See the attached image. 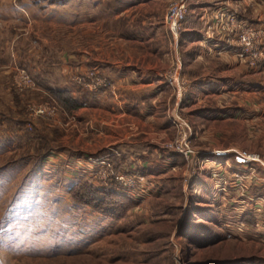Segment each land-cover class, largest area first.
<instances>
[{
    "label": "rangeland",
    "instance_id": "rangeland-1",
    "mask_svg": "<svg viewBox=\"0 0 264 264\" xmlns=\"http://www.w3.org/2000/svg\"><path fill=\"white\" fill-rule=\"evenodd\" d=\"M175 1L0 0V264H264V214L260 225L255 214L237 212L241 197L229 188L218 192L212 170L202 164L209 157L202 153L214 149L264 155V62L254 67L240 62L244 73L232 74L220 71L221 62L215 61L213 92L207 98L198 95L201 84L186 76L199 73L188 69V44L196 38L180 36L176 43L161 24ZM207 1L188 0L182 30L201 29L200 3ZM238 4V16L264 23V0ZM149 25L156 28L154 38L143 44L127 40ZM177 59L182 63L177 75L181 99L178 88L165 79L139 88L143 85L127 81L117 86L107 76L106 69L130 65L156 69L165 77L176 69ZM20 71L33 83L22 81ZM86 73L114 84L100 93L113 97L123 111L125 101L147 95L157 99L156 112L140 104L143 113H151L148 120L115 117V135L107 137L103 129L110 125L101 121L108 117L92 112L91 120H81L77 112L82 107L68 110L54 92L67 91L71 83L89 97L99 94L77 84L76 78ZM160 87L165 92L154 96ZM86 102L89 108L98 106L94 96L83 100V107ZM176 113L191 134H181L171 121ZM183 135L198 152L189 163L175 150ZM107 146L115 151L100 160L110 161L111 172L124 173L132 184L143 178L152 188L140 198L107 187L136 202L119 221L73 200L74 186H96L93 174L70 179L66 165L50 161L53 154H61L63 161L81 152H106ZM137 158L150 170L134 165ZM196 161L202 166L198 174ZM229 199L235 202L230 205ZM243 215H252L255 225L242 223Z\"/></svg>",
    "mask_w": 264,
    "mask_h": 264
},
{
    "label": "crops",
    "instance_id": "crops-1",
    "mask_svg": "<svg viewBox=\"0 0 264 264\" xmlns=\"http://www.w3.org/2000/svg\"><path fill=\"white\" fill-rule=\"evenodd\" d=\"M203 1V0H201ZM205 1V0H204ZM241 2V0H208L207 3H200L202 6L201 7V13L200 15V24L202 25L201 29L196 30V29H184L183 30V36L187 35L192 38L189 44H188V49L190 50L189 54V64L190 66L188 67L189 70H199V73H191L189 72L187 78L191 80H195L197 83H200L201 86L199 88L200 92L198 95H206V98L208 97V94H212L213 92V87H214V77L212 73H214L215 70V65L214 62H221L218 66L220 71H232V74H235V72L239 73H244L245 71V66L243 64H240L241 59L237 56V48L236 46V39L233 35H228L225 31L222 30V28L218 27V24L221 22H218L215 17L217 14H220L219 20L222 19L223 15L222 14H229L232 12H235L236 9H241L238 5V3ZM238 4V5H237ZM241 4V3H240ZM199 5L197 7H200ZM200 9V8H199ZM225 12V13H224ZM237 12V11H236ZM195 15L196 13H191ZM239 18L249 24H253L259 27L264 28V23L259 19L258 23L254 22L253 20L250 21L245 19L244 17H241L239 15ZM164 25V28L167 32V27L165 26L164 19L162 23ZM78 27V26H74ZM154 25H149L148 27H142V31L138 33H134V37H128L127 40L129 42H139L143 41V43H146L147 39L149 40L150 38H154L155 33H156V28ZM69 28H72L69 26ZM145 28H148L146 30ZM124 37V36H122ZM115 45V44H114ZM192 50V52H191ZM81 54V52H80ZM78 68V67H77ZM76 68V69H77ZM103 71V70H102ZM108 71L107 76L117 85V86H122L125 81L129 84H140L143 86H140L139 88H147L150 86H155L156 84H164L163 80L165 79L163 72L156 71V69L152 68H146L142 71L141 68L134 67L128 65L126 69L118 68H109L106 69ZM105 72V71H104ZM231 75V74H230ZM123 76H127L123 77ZM129 77V78H128ZM116 78V79H114ZM126 78V80H124ZM118 79V80H117ZM212 82V83H211ZM214 82V83H213ZM213 84V85H212ZM166 85V84H165ZM133 87V86H132ZM166 87H168L166 85ZM135 87L132 88V90ZM162 88V87H160ZM159 91L154 92V96H162L163 88L160 89ZM137 89V88H136ZM67 92L70 91V95L79 100L80 102L83 100H87V98L90 97H95V103H98V106L96 108H89V105L86 104V107L81 106L80 110L77 112L78 116L82 120H91L93 117L91 114L92 112L99 114H102L103 116L108 117V121H101V124L108 123L110 127L103 129L105 131V135L107 137L114 136L115 131L112 130V123H113V118L115 117H141L142 119H145L146 121L147 116H149L151 113H143L141 108L139 107L140 104H143L146 108H152L153 112H156L158 105H156L157 99L153 101V97H148L147 95L145 97H141V99H137L135 102L133 100L125 101L127 104V108H125L126 111H123V106L118 105V103L113 99V97L108 96L103 93L95 94L89 97V93L86 94L80 88L75 87L73 84H69L68 87L66 88ZM152 92V91H151ZM151 94V93H150ZM152 95V94H151ZM138 98V97H137ZM159 98V97H158ZM153 101V102H152ZM103 103H109L108 106H104ZM141 106V105H140ZM119 108V109H118ZM236 117V116H235ZM234 117V118H235ZM97 119V118H96ZM231 119V118H229ZM148 120V119H147ZM140 122H144L142 120H139ZM107 131V132H106ZM117 145V143H114ZM111 147V146H110ZM108 148L106 152H98L96 151L95 153H83L81 152L78 154V158H73V159H65V160H60L58 159L61 154H53L52 157L50 158V161L53 164H57L59 161H61L64 165H66V175L70 179H74L78 176H81L80 178H83V175H87L88 178L92 177V172H93V166L95 161L100 160V159H107L108 156L112 154L113 151H115L114 148L109 149V146L105 147ZM219 150V149H216ZM212 151H215L212 150ZM211 152V151H210ZM130 158L134 159V155L132 153H129ZM72 160V161H71ZM140 165V158H137L135 160L134 165ZM156 165L158 167V162L156 161ZM155 165V166H156ZM136 167V166H134ZM142 168L146 170H150V167L148 166V163L142 164ZM162 168V166L160 167ZM143 171L142 169H140ZM232 171L229 173L226 172L224 177H223V183H226L227 181V187L232 186L230 183L231 180H237L232 177L231 174ZM264 174V172H262ZM259 175V173H256V177L252 178V176L249 173H246L243 178H240L242 181V190L238 191L236 189H233L234 193L237 194L235 196L241 197L240 200V206L236 208L237 212H245V213H253L255 214V218L260 220V213L264 214V175ZM226 176V177H225ZM237 178V175H234ZM238 182V181H237ZM251 188V191H250ZM152 190V188H151ZM154 190V189H153ZM231 190V189H230ZM249 191V192H248ZM230 196V195H229ZM228 204L232 205L235 202V200H227ZM260 223V222H259ZM262 223H260L261 225Z\"/></svg>",
    "mask_w": 264,
    "mask_h": 264
},
{
    "label": "built area",
    "instance_id": "built-area-1",
    "mask_svg": "<svg viewBox=\"0 0 264 264\" xmlns=\"http://www.w3.org/2000/svg\"><path fill=\"white\" fill-rule=\"evenodd\" d=\"M187 3L188 0H177L172 2L164 16L165 26L167 27L171 37L175 39L176 43L179 41L182 25L187 17ZM220 14L221 12L217 14V16L220 17ZM222 16L223 17L221 22L218 24V27L222 28V30L228 35H233L235 37L237 56L241 59V61L245 64L251 65V67L256 66L260 62H264V28L242 21L235 12L227 15L222 14ZM181 68L182 63L179 59H177L176 69L172 70L165 76L167 84L169 83L170 86L178 88V98L180 99L183 96V89L182 84H180L177 79V75L178 70L180 71ZM96 74L98 75V73ZM84 75H87V73L80 74V76L76 78L77 84L87 87L88 90L94 93L107 91L114 87V84L104 76H97L95 74L90 76ZM19 76L22 81L33 83L32 79L29 78L25 71H20ZM180 99L178 101L179 104L181 103ZM36 111L44 114V111L41 108L36 109ZM171 121L180 126L181 134H187V130L190 132L189 134H191L189 125L178 116V113L173 115ZM175 150L178 154L182 155L188 163L189 159L195 158L198 154V152L192 149L191 145H189V137L186 135H183L178 149ZM202 154H205L204 156H209L204 157L202 164H206L208 168L212 170V178L215 180V184L220 188L218 192L223 194L224 192H227V188L241 191L242 181L240 178H243L246 173H249L252 178H255L257 171L264 172V155L259 153L240 149H219ZM222 165H227L228 169L226 172L229 173L232 171L231 178L237 179L230 181L232 186L227 187V183H225V187V185L221 184L226 173L223 171V168L221 167ZM109 168V160H100L94 164L92 174L96 184L95 187L99 189H107V187L126 189L136 197H144V195H147L149 191L150 193L148 196L152 193L151 188L148 187L143 178L139 179L135 184L127 183L125 182L126 175L124 173L115 175L109 170ZM195 169L197 174L200 170H202V166H200L199 161H196ZM127 175L129 174L127 173ZM234 175H237V178ZM242 227H244V225H242Z\"/></svg>",
    "mask_w": 264,
    "mask_h": 264
},
{
    "label": "trees",
    "instance_id": "trees-1",
    "mask_svg": "<svg viewBox=\"0 0 264 264\" xmlns=\"http://www.w3.org/2000/svg\"><path fill=\"white\" fill-rule=\"evenodd\" d=\"M186 22L187 18L184 21L183 26L186 24ZM183 30L181 31L180 36H183ZM181 42H183V40H181ZM54 92L57 96L63 99L64 106L68 110H77L82 106L83 101L80 102L79 100L73 98L69 92ZM70 193L76 204L89 207L94 212L104 215L115 221L122 219L123 215L128 211V209L133 206L132 203H136L131 197L127 195L118 193L117 191H111L109 188L97 189L92 184L87 182H81L74 186ZM241 222L247 225L249 224L250 227L255 225L252 215H243L241 217Z\"/></svg>",
    "mask_w": 264,
    "mask_h": 264
}]
</instances>
